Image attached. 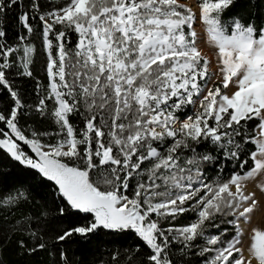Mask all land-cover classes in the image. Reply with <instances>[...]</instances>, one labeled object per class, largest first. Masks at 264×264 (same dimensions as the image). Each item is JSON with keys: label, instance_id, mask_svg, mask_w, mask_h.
I'll return each instance as SVG.
<instances>
[{"label": "snow or ice", "instance_id": "snow-or-ice-1", "mask_svg": "<svg viewBox=\"0 0 264 264\" xmlns=\"http://www.w3.org/2000/svg\"><path fill=\"white\" fill-rule=\"evenodd\" d=\"M236 2L0 0V159L50 182L54 204L22 211L31 187L0 183V221L21 212L5 240L43 250L50 217L75 214L48 236L53 264H78L66 242L101 232L138 243L102 245L91 264H264L247 192L261 177L264 193V18L257 0L225 18Z\"/></svg>", "mask_w": 264, "mask_h": 264}, {"label": "trees", "instance_id": "trees-1", "mask_svg": "<svg viewBox=\"0 0 264 264\" xmlns=\"http://www.w3.org/2000/svg\"><path fill=\"white\" fill-rule=\"evenodd\" d=\"M247 14L248 17H251L252 10L250 8V0H237V2L229 8L224 16L234 14ZM15 13L10 14V18L7 21L10 26L9 38L15 36ZM256 18L257 22L264 18V3H261V0L256 2ZM34 75L37 76L43 83H47L45 79V73L43 71V59L38 58L35 66L33 68ZM17 84L21 89V95L28 102L35 100V84L36 81L30 78L18 79ZM11 101L9 100L6 93H0V107H5L10 105ZM28 123H31L35 126L46 127L47 125L38 118L35 117H25ZM25 121L22 120L23 124ZM0 172H3L4 175L0 176V183L5 185L13 184H23L25 186L31 187L32 196L34 197V203L31 206H26L22 211H29L34 215H39L40 213V204L46 203L49 208H54L53 197H52V185L50 182L42 181L35 173H29L25 169H21L18 166L12 165L10 161L6 158L0 159ZM39 201V204L35 203ZM21 212L18 211L15 216L8 217L7 221H0V224L11 225L16 218L20 217ZM51 223L48 225L45 235V240L48 243V247L43 250H38L29 254L26 250L20 249L17 240L21 237L19 234H12L11 240L4 239V233L8 231L7 228L0 226V261L3 264H53L54 260H58V250L61 248V245H53L51 240L48 239V236H54L59 230L58 225L62 223L64 226L74 224V223H83V217L77 216L75 214L59 218L57 220L54 217H50ZM183 219V218H182ZM116 242L121 246H128L138 243L136 238L132 234H123L120 236H110L101 232L98 236L94 237L90 243H83L80 241L79 237L74 238L71 241L66 242V248L68 254L76 261L78 264H91V262L96 258L101 250V246H108L111 243ZM29 246L31 244L29 243ZM56 250V255H53V250Z\"/></svg>", "mask_w": 264, "mask_h": 264}, {"label": "rangeland", "instance_id": "rangeland-1", "mask_svg": "<svg viewBox=\"0 0 264 264\" xmlns=\"http://www.w3.org/2000/svg\"><path fill=\"white\" fill-rule=\"evenodd\" d=\"M190 2L194 3V0H190ZM200 31L202 32V29H200ZM202 47L205 50V54L210 57L213 55L214 50L206 43H203ZM261 179V177H257L255 180L249 181L247 184V192H255L256 199L260 201L259 208L252 214V224L264 227V193H261L260 189L257 187V184L261 181Z\"/></svg>", "mask_w": 264, "mask_h": 264}, {"label": "bare ground", "instance_id": "bare-ground-1", "mask_svg": "<svg viewBox=\"0 0 264 264\" xmlns=\"http://www.w3.org/2000/svg\"><path fill=\"white\" fill-rule=\"evenodd\" d=\"M205 51V50H204Z\"/></svg>", "mask_w": 264, "mask_h": 264}]
</instances>
